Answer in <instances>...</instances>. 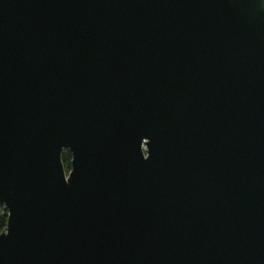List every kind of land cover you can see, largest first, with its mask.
I'll return each instance as SVG.
<instances>
[{
  "label": "water",
  "instance_id": "obj_1",
  "mask_svg": "<svg viewBox=\"0 0 264 264\" xmlns=\"http://www.w3.org/2000/svg\"><path fill=\"white\" fill-rule=\"evenodd\" d=\"M0 206V264H264V0H0Z\"/></svg>",
  "mask_w": 264,
  "mask_h": 264
},
{
  "label": "trees",
  "instance_id": "obj_2",
  "mask_svg": "<svg viewBox=\"0 0 264 264\" xmlns=\"http://www.w3.org/2000/svg\"><path fill=\"white\" fill-rule=\"evenodd\" d=\"M70 160H71V157H70L69 152L67 151L63 152L62 162H63L64 168L66 171L70 169ZM6 222H7V212L5 209H3L0 212V231H2L5 228Z\"/></svg>",
  "mask_w": 264,
  "mask_h": 264
},
{
  "label": "rangeland",
  "instance_id": "obj_3",
  "mask_svg": "<svg viewBox=\"0 0 264 264\" xmlns=\"http://www.w3.org/2000/svg\"><path fill=\"white\" fill-rule=\"evenodd\" d=\"M68 171V170H67ZM5 209L3 206H0V212ZM7 212V211H6Z\"/></svg>",
  "mask_w": 264,
  "mask_h": 264
}]
</instances>
